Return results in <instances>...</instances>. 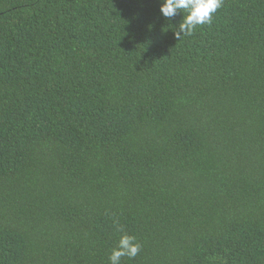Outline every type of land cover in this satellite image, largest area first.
Masks as SVG:
<instances>
[{
	"label": "trees",
	"instance_id": "1",
	"mask_svg": "<svg viewBox=\"0 0 264 264\" xmlns=\"http://www.w3.org/2000/svg\"><path fill=\"white\" fill-rule=\"evenodd\" d=\"M161 2L0 0V264H264V0Z\"/></svg>",
	"mask_w": 264,
	"mask_h": 264
},
{
	"label": "clouds",
	"instance_id": "2",
	"mask_svg": "<svg viewBox=\"0 0 264 264\" xmlns=\"http://www.w3.org/2000/svg\"><path fill=\"white\" fill-rule=\"evenodd\" d=\"M222 5L223 0H162L160 12L168 19L181 12L184 14L178 30L175 31L176 38L180 40L184 36H191L198 26L211 24L214 14ZM115 223L116 230L123 234L111 250L108 264H122V258L125 257L132 260L138 256L142 247L135 236L127 234L118 222Z\"/></svg>",
	"mask_w": 264,
	"mask_h": 264
}]
</instances>
